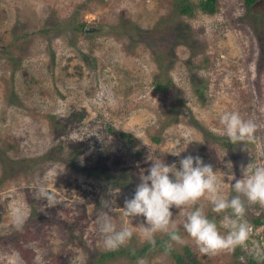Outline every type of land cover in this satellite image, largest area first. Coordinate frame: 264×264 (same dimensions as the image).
<instances>
[{
  "label": "rangeland",
  "instance_id": "374dc122",
  "mask_svg": "<svg viewBox=\"0 0 264 264\" xmlns=\"http://www.w3.org/2000/svg\"><path fill=\"white\" fill-rule=\"evenodd\" d=\"M179 1L0 0V264H174L152 245L135 258L99 256L101 200L118 230L133 228L125 246L138 249L145 218L124 217L123 207L149 156L179 168L198 155L218 175L231 161L236 179L242 166L264 165V0H216L212 13L182 0L188 14L177 13ZM225 111L252 120L254 138L232 144L219 123ZM234 183L224 176V196L235 195ZM40 188L47 199L35 198ZM15 207L32 222L19 234ZM194 207L218 225L226 214L206 197ZM171 211L200 264H235L232 251L201 253L182 227L184 210ZM245 219L247 248L264 245V206L246 202Z\"/></svg>",
  "mask_w": 264,
  "mask_h": 264
},
{
  "label": "clouds",
  "instance_id": "9594fccd",
  "mask_svg": "<svg viewBox=\"0 0 264 264\" xmlns=\"http://www.w3.org/2000/svg\"><path fill=\"white\" fill-rule=\"evenodd\" d=\"M219 123L223 126V134L232 144L252 140L257 127L252 120H245L237 111L223 112L219 116ZM170 153L180 156L181 151ZM148 160L151 161L148 174L141 175L134 196L126 199L123 207L124 217L145 218V222L139 225V235L144 241L155 247L156 234L163 233L171 242H183L177 225L173 222L171 208L175 206L184 210L182 227L201 253L216 255L244 247L258 264H264V245L252 240V247L247 248L253 230L245 219L246 202L248 205L264 206V165L249 163L246 167L242 166V178L236 179L231 173V161L226 162L229 172L220 171L222 175H218L217 170L211 164H205L198 155L182 157L179 168L176 163L167 164L161 158L149 156ZM225 175L229 181L235 180L231 184L235 195L230 198L222 194ZM205 197L212 212L226 213L219 225L215 219L206 215L203 207H194ZM35 198L47 199V193L40 188ZM101 205L105 211L97 216L99 231L104 237L105 248L114 251L132 239L133 228L122 226L118 230L109 215L110 202L101 200ZM189 208L192 210L188 211ZM13 217L17 228H22L26 219L22 208L15 207ZM221 228L225 231L221 232ZM171 247L172 243L166 241L165 250L168 251ZM138 264H145V261L141 259Z\"/></svg>",
  "mask_w": 264,
  "mask_h": 264
},
{
  "label": "trees",
  "instance_id": "16d2710c",
  "mask_svg": "<svg viewBox=\"0 0 264 264\" xmlns=\"http://www.w3.org/2000/svg\"><path fill=\"white\" fill-rule=\"evenodd\" d=\"M244 3L250 4L251 2H253L254 0H243ZM201 11L206 12V13H212L216 10V0H198L197 5H196ZM190 9H191V5L188 3H185L184 1L180 0L177 4V13L178 14H188L190 13ZM82 23H79V26ZM201 78H197L196 82L193 81L192 86H193V90L196 93L197 97L202 98L203 97V87L204 84L201 82L200 80ZM155 87L158 90H162L164 87L163 82L160 81H155ZM119 135L121 137H131L130 134L126 131H119L118 132ZM156 138V137H154ZM227 138V137H226ZM223 144H228V140H222L221 141ZM95 167H91V168H86V172L90 173L92 175H97V171L96 169H94ZM253 221V227H255L257 224L260 223L259 218L258 217H253L252 219ZM31 220L28 217L25 222L23 223L22 228L18 229L16 224L14 231L18 234L20 233V231L23 228H27V226L29 224H31ZM24 238V237H23ZM156 239V246L155 248L158 250L160 249L161 251H165L166 253H168L174 261V264H200L199 258L195 255V253L190 249L189 245L186 243H180L179 245L172 243V247L170 250L166 251L165 250V242L169 241L168 236L166 234H159L155 236ZM171 241H169L170 243ZM20 245V243H19ZM151 244H149L148 242L144 241L142 246L138 249H136L135 247H132L130 245L127 246H121L119 249L114 250V251H110V250H106L103 251L99 254V256H111L113 254L116 253H122V252H126L129 257H137V256H141L143 254V251L148 248V246H150ZM21 249V248H20ZM234 253V257H233V262L235 264H258V262L256 260H254L252 258V256L249 254L248 250H242L240 248H236L235 250L232 251ZM242 253L243 255V259H239L237 258L239 256V254Z\"/></svg>",
  "mask_w": 264,
  "mask_h": 264
},
{
  "label": "water",
  "instance_id": "95a60500",
  "mask_svg": "<svg viewBox=\"0 0 264 264\" xmlns=\"http://www.w3.org/2000/svg\"><path fill=\"white\" fill-rule=\"evenodd\" d=\"M92 29H94V28H92V27H84V30H86V31H88V30H92Z\"/></svg>",
  "mask_w": 264,
  "mask_h": 264
}]
</instances>
